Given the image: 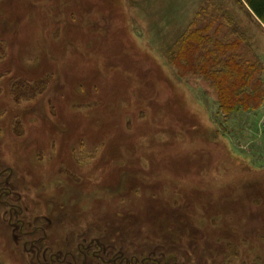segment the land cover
Listing matches in <instances>:
<instances>
[{
	"label": "rangeland",
	"instance_id": "374dc122",
	"mask_svg": "<svg viewBox=\"0 0 264 264\" xmlns=\"http://www.w3.org/2000/svg\"><path fill=\"white\" fill-rule=\"evenodd\" d=\"M216 15L264 91V24L247 0H0V264L51 261L32 250L41 232L11 226L18 206L51 221L40 247L53 264H157L144 248L175 241L165 228L185 219L179 252H213L191 263L264 264V99L228 111L208 79L165 60ZM155 197L166 206L146 212ZM127 220L144 228L126 233Z\"/></svg>",
	"mask_w": 264,
	"mask_h": 264
},
{
	"label": "trees",
	"instance_id": "16d2710c",
	"mask_svg": "<svg viewBox=\"0 0 264 264\" xmlns=\"http://www.w3.org/2000/svg\"><path fill=\"white\" fill-rule=\"evenodd\" d=\"M247 4L253 16L264 24V0H247ZM210 19L209 24L206 26L212 29V25L215 27L218 25L215 32L212 34L210 32L206 33L205 28H203L202 25H195L193 30L186 32L183 36L178 38L175 44L170 48L165 57L166 63L169 67L178 66L176 63L180 61L183 70L190 68L193 72L196 71L208 79L222 95V105L226 107L228 111L238 112L240 108L248 109L249 107L253 109L255 108L254 106H257L260 100L264 99V91L261 86L258 85V81L256 80L258 79L256 77V62L253 64L251 59L246 57V54L242 53V40L237 36L235 31L228 30L224 33L221 30L219 16L216 15L210 17ZM217 32H219V35H217ZM235 35L236 37L233 39V36ZM213 135L222 139L220 135ZM204 169H206V167L199 169V173L203 174ZM260 173L263 172L261 171ZM197 198L198 197L194 194L192 196L190 195V198H186L188 199L186 202L189 200L196 202L198 200ZM257 198L259 200L263 197L257 194L256 199ZM154 203L155 206L153 205ZM151 204L158 209L166 206L162 199L155 197L148 203V209L146 212L149 211ZM155 208L152 209V212L156 211ZM180 210L185 211L188 216L192 215V206H190L189 203H186L181 207L178 204L175 205L174 208L172 207V211L178 216L180 215L178 212ZM127 221V223H125V221L122 223L125 225L124 232L126 233H129V231L135 227L140 226V228H144L142 224L135 221ZM180 221L182 222L183 220ZM176 223H174V221L172 224L168 223V228H165L164 225H158L157 227L160 233H163L165 229L168 231H175L179 228V232H176L177 236L175 237V241L169 239L166 241L162 240L160 245L156 244V247L158 248L144 249L149 250L150 253L157 252L164 254L168 256L167 258L169 259H173L177 252L179 255L181 254L180 256L182 260L188 263H191L189 260L190 255L197 254V250H207L208 252H212V250H209L208 248L203 247L201 249L199 246L196 247L195 245L191 252H179L188 249V240H190L189 235L191 229L186 226V224L189 223L187 219H185L181 226H177ZM126 227L128 229H126ZM123 237L127 238V236ZM196 238L197 237H195V239ZM135 239H137V242L139 240L145 241L146 243H151L153 241L149 236H137ZM185 246L186 248L184 249L183 247ZM218 254H220V252H218Z\"/></svg>",
	"mask_w": 264,
	"mask_h": 264
},
{
	"label": "flooded vegetation",
	"instance_id": "af4514ba",
	"mask_svg": "<svg viewBox=\"0 0 264 264\" xmlns=\"http://www.w3.org/2000/svg\"><path fill=\"white\" fill-rule=\"evenodd\" d=\"M9 193L10 192H8L7 190H0V197L6 196V194H9ZM18 207H14L11 211L10 217L12 219V225L11 226L13 227V229L19 232V236H21V235L36 236L37 233L41 232L43 237L41 238V240L35 241V243L32 245V250L37 251L38 253L40 252V254H42V257L45 260H47L48 256H49V258H51V261H50V263H46V264H53L54 259H57V261H58V257H55V255L49 254L48 251H45L44 249L42 250L40 247L41 242H43V240L46 239L48 236V234H47L48 232L46 231V227L51 226V224H52L51 221L47 220V226H42L41 225V221H42L41 217H35V216L31 217V216H29L30 215V213H29L30 209L25 208L26 210H22L21 207L20 208H18ZM25 211H27L26 214H25ZM28 219H32L33 231H29V233L26 234L23 231H24V228L26 226V220H28ZM16 240H18V239H16ZM95 244H96V242H92L89 249H87L88 253H91L92 248L94 247ZM93 256L95 259L101 260L99 254H93ZM179 256L180 255L176 252V255L173 257V259H171V258L169 259V258H167L168 256H166L164 254L152 252L149 254V257H150L149 260L150 261L157 260V264H193V263L184 262V260H182V259L180 260ZM109 263L110 264H116V261H111ZM126 263L129 264L128 262H126ZM144 263L145 262H143L142 264H144ZM137 264H139V263H137Z\"/></svg>",
	"mask_w": 264,
	"mask_h": 264
}]
</instances>
